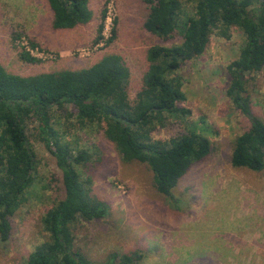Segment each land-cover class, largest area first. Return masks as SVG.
Wrapping results in <instances>:
<instances>
[{
  "label": "rangeland",
  "instance_id": "rangeland-1",
  "mask_svg": "<svg viewBox=\"0 0 264 264\" xmlns=\"http://www.w3.org/2000/svg\"><path fill=\"white\" fill-rule=\"evenodd\" d=\"M91 19L73 29H53L46 0H0V65L9 74L30 76L80 70L108 55L120 56L129 72L128 101L134 104L147 69V49L181 43L179 31L159 38L144 28L145 0H88ZM192 11L182 0L180 19ZM243 34L217 25L206 49L175 72L188 111L169 115L151 133L169 141L190 130L207 138L209 155L191 165L173 187V200L155 191L146 164L121 160L103 126L81 118L72 106L53 112V128L64 144L85 156L78 167L89 196L103 202L99 220L73 221L74 249L93 263L109 254L127 255L131 264H264V171L231 165L234 139L249 127L231 101L227 66L239 54ZM21 54L37 59H21ZM252 111L264 121V68L244 76ZM38 124L27 123L36 171L19 209L10 217L11 235L0 243V264H25L45 240L44 213L63 196L54 158L36 139ZM76 150V151H75Z\"/></svg>",
  "mask_w": 264,
  "mask_h": 264
},
{
  "label": "trees",
  "instance_id": "trees-1",
  "mask_svg": "<svg viewBox=\"0 0 264 264\" xmlns=\"http://www.w3.org/2000/svg\"><path fill=\"white\" fill-rule=\"evenodd\" d=\"M53 29H73L91 19L88 0H46ZM192 11L180 19L182 0H145L149 11L147 32L168 38L179 31L181 43L147 49V69L134 104L128 101L129 72L120 56H104L80 70L45 72L30 76L7 73L0 65V243L11 235L10 217L16 212L36 171L35 152L27 123L38 124L36 139L54 158L61 173L63 196L44 213L41 225L45 240L28 255L25 264H131L132 258L109 254L93 263L74 249L73 221L99 220L106 206L89 196L88 181L78 167L85 156L64 144L53 128V112L72 106L78 115L103 126L124 163L146 164L153 174L155 191L173 200L172 189L187 169L210 151V141L193 130L169 141L150 135L165 126L169 115L188 114L177 104L184 100L175 72L207 47L213 27H236L243 34L238 57L227 66L231 78L227 95L249 122L233 141L231 165L260 173L264 171V121L252 111L245 95L246 78L264 68V0H187ZM21 59H37L21 54Z\"/></svg>",
  "mask_w": 264,
  "mask_h": 264
}]
</instances>
